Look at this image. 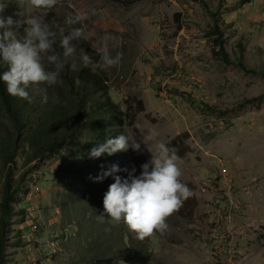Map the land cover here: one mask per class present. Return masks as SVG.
I'll return each mask as SVG.
<instances>
[{"label": "rangeland", "instance_id": "rangeland-1", "mask_svg": "<svg viewBox=\"0 0 264 264\" xmlns=\"http://www.w3.org/2000/svg\"><path fill=\"white\" fill-rule=\"evenodd\" d=\"M9 2L4 15L19 22L18 39L27 17H42L62 55L59 40L81 31L61 82L28 89L36 120L69 104L82 55L107 46L121 63L93 65L108 93L90 89L85 106L98 115L108 96L121 112L109 133L155 137L149 149L130 147L110 160L83 159L73 140L36 158L28 127L11 166L12 192L21 191L10 202L2 264H264V0H58L47 10ZM82 13L83 23H67ZM0 121L15 131L1 103ZM160 142L175 149L193 194L167 218L166 232L141 239L106 213L98 218L114 179L94 178L113 164L122 170L115 175L138 176ZM8 172L0 156V237Z\"/></svg>", "mask_w": 264, "mask_h": 264}, {"label": "clouds", "instance_id": "clouds-1", "mask_svg": "<svg viewBox=\"0 0 264 264\" xmlns=\"http://www.w3.org/2000/svg\"><path fill=\"white\" fill-rule=\"evenodd\" d=\"M30 2L36 9L47 10L53 8L58 0ZM9 3V0H0V65L7 66V70L0 72V81L5 83L8 94L30 102V87L39 84L53 86L61 82L60 74L67 59L76 51L72 41L81 37V31L78 28L73 29L59 40V47L63 49L62 55L56 51V33L42 17H27L24 21L25 35L18 39L14 29L20 26L19 22L10 15H4ZM87 18V13L77 14L74 18H68L67 23H83ZM98 55L99 61L96 63L105 70L118 67L122 60V54L113 56L107 46ZM82 61L85 66L93 63L87 53L82 55ZM46 63L53 68L49 70ZM43 100L47 102V96ZM154 137L155 133L151 131L146 132L139 141L126 134L109 137L93 147L89 157L99 158L102 154L111 156L120 151H128L130 147L139 152L142 144L149 149ZM178 159L175 149L160 142L156 144V154L152 153V158L140 166L138 176L134 175L135 169L129 172L127 178L115 175L122 171L116 164L103 171L94 180L100 182L112 176L114 183L105 193L104 213L98 215V218L105 219L106 213L108 219L125 223L141 239L154 232H166L169 227L167 218L193 194L181 180Z\"/></svg>", "mask_w": 264, "mask_h": 264}, {"label": "trees", "instance_id": "trees-1", "mask_svg": "<svg viewBox=\"0 0 264 264\" xmlns=\"http://www.w3.org/2000/svg\"><path fill=\"white\" fill-rule=\"evenodd\" d=\"M1 31V30H0ZM87 54L92 58L93 63L84 66L77 72L74 80L71 81V98L69 104L65 105L58 103L53 110L47 107L39 120L35 118V103L23 100L18 97H13L6 91V85L0 81V103L5 108L7 118L14 126L15 131L11 133L8 131L7 125L0 121V156L9 168L7 176L6 188L4 194V202L2 207V236L0 237V264L3 262L5 251L4 233L9 227V220L11 219L10 202L21 190L20 186L16 188V192H12V169L15 155L18 151L21 135L30 127V132L25 138V141L31 139L32 147H34L35 157H49L52 153L62 147L68 140L75 142L76 148L79 150V156L85 160H102L112 159L114 155L108 156L102 154L99 158H90V150L100 143H103L109 137H116L121 134V131L109 133V127L115 122L119 121L120 111L118 106L112 102L111 98L104 96L99 102V113H94V107L85 106V100L91 95L90 89L95 91L93 93L102 92L104 95L107 92L106 79L103 74H95L91 70L93 65L99 61V55L96 52L88 50ZM7 70L6 65H0V72ZM77 83L79 84L77 86ZM29 91V90H28ZM30 95V94H29ZM31 97V96H30ZM141 103V102H139ZM52 105V104H50ZM105 113V114H104ZM103 114V115H102ZM104 115H109L107 120ZM88 118L89 122H86ZM41 119V120H40ZM87 123V124H84ZM34 124L33 126H31ZM33 127V128H31ZM86 131V135L83 131ZM86 137V141L84 138ZM30 142V141H29ZM177 145V140L174 141L173 146ZM50 154V155H46ZM127 178L128 175L123 176ZM93 264H101L95 262Z\"/></svg>", "mask_w": 264, "mask_h": 264}]
</instances>
